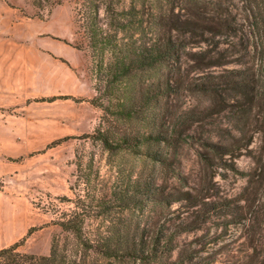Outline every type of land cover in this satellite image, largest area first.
I'll use <instances>...</instances> for the list:
<instances>
[{"label":"trees","instance_id":"16d2710c","mask_svg":"<svg viewBox=\"0 0 264 264\" xmlns=\"http://www.w3.org/2000/svg\"><path fill=\"white\" fill-rule=\"evenodd\" d=\"M149 1L150 9L140 12L134 5L116 8L111 0H84V44L74 47L96 58L92 101L108 122L118 125L114 130L106 124L85 137L109 153L127 152L171 167L191 146L203 171L191 182L173 170L184 187L171 186L155 172L110 192L122 212L160 207L155 219L104 216L106 229L92 231L87 226L95 219L93 210L83 200L54 220L60 231L48 254L23 252L18 241L0 248V264H95L97 258L137 264H264V0ZM58 3L32 0L43 10ZM102 11L110 12L109 22L102 21ZM234 54L239 56L233 60ZM131 120L145 131L120 127ZM242 154L254 159L255 172H239L235 160ZM93 158V153H76L78 180L85 188L90 172H97ZM220 169L246 178L239 198L243 204L210 192L214 177L224 176ZM176 203L185 204L182 214L163 213ZM103 206L99 215L108 212ZM206 225L221 231L177 243L182 234ZM231 225L251 232L248 243L234 252L224 242Z\"/></svg>","mask_w":264,"mask_h":264},{"label":"rangeland","instance_id":"374dc122","mask_svg":"<svg viewBox=\"0 0 264 264\" xmlns=\"http://www.w3.org/2000/svg\"><path fill=\"white\" fill-rule=\"evenodd\" d=\"M1 1L4 6L13 9L15 18L12 21H16L17 25L14 30L11 29V33L8 29L11 21L0 18V37L12 36L13 41L21 45L19 52L25 60L27 58L28 63L23 64L22 102L6 107L5 124L0 128V162L5 164L2 172L17 173L13 179L9 176L0 178V189L14 195L16 212L15 219L7 218L3 228V233L11 231L15 236L13 239H2L0 245L21 241L19 250L23 252L48 254L52 237L60 231L54 220L60 213L67 212L85 200L91 205L93 211L90 214L95 218L89 220L87 226L92 231L101 232L106 229L102 222L104 216L117 220L138 215L142 222L149 216L155 219L160 207L148 205L134 212H122L116 201L111 200L110 192L126 188V184L130 186L138 175L155 172L161 177L160 180L167 181L171 186L184 187L183 181L173 177L171 172L175 170L187 174L192 182V176L199 169L203 171L197 163L195 151L191 146L185 147L172 167L160 166L149 158L127 152L109 153L100 147L99 142L85 137L106 124L114 130L118 129V125L108 122L104 110L92 101L97 95L95 75L91 71L95 57L88 50L80 51L74 47L84 44L81 28L84 0H59L50 10L37 9L32 0ZM111 1L116 8L123 6L127 9L134 5L140 12L150 9L149 0ZM37 12L42 16L37 17ZM2 14L4 12L0 9ZM100 16L102 21H110V12L106 14L102 11ZM152 30L148 26L146 32ZM53 42L64 48L63 57L43 49L46 44ZM4 47L0 43V48ZM238 56L234 54L231 58L234 60ZM188 100L192 103V99ZM181 102L183 105L186 101ZM126 125L141 133L145 131V126L139 125L136 120H131L130 124L124 121L120 123L122 128ZM257 144L258 138L254 139L251 147L255 149ZM76 153L94 155L93 163L97 172H90L91 182L87 188L78 180ZM235 164L239 172H255L254 159L250 155L242 154L235 160ZM205 172L211 171L206 169ZM219 172H225L224 176L214 177L210 192L217 199L232 198L235 205L243 204L239 198L242 197L246 178L231 170L220 169ZM104 195L98 204L96 200ZM4 204L10 205L7 202ZM100 205H104L110 214L107 212L99 215ZM185 210L184 203H176L164 208L163 213L182 214ZM29 228L33 229L27 235ZM220 231L221 228L206 225L202 229L182 234L177 243L182 244L202 234L211 235ZM250 233V228L246 230L241 225H231L225 236L226 247L234 252L244 246L241 245L243 242L248 243ZM94 263L137 264L99 258Z\"/></svg>","mask_w":264,"mask_h":264},{"label":"crops","instance_id":"0c3cea01","mask_svg":"<svg viewBox=\"0 0 264 264\" xmlns=\"http://www.w3.org/2000/svg\"><path fill=\"white\" fill-rule=\"evenodd\" d=\"M0 9L4 12V14L0 15V18H8L9 24L8 29L11 31L16 28L17 22L12 21L15 18V12L12 8L8 6H4L2 1L0 0ZM12 29V30H11ZM3 39L2 44L5 45L4 48H0V128L4 126L6 120V107L11 105L21 104L23 97V82H22V72H23V64L26 62L20 49H22L20 44H16L13 41L12 36L9 37H0ZM7 45V46H6ZM37 48V47H36ZM32 48H30L31 50ZM43 49L47 53H52L57 56H64L63 50L64 48L56 43L46 44ZM28 70V69H27ZM4 165L0 162V178L9 176L10 178H14L17 173L16 172H2L4 170ZM7 202L10 204L9 206L4 203ZM14 195L7 194L5 191L0 189V241L2 239L14 238L13 232H4V221L9 219H15L16 212L14 207ZM15 243L11 241L6 244H1L0 248L7 247L11 244Z\"/></svg>","mask_w":264,"mask_h":264}]
</instances>
